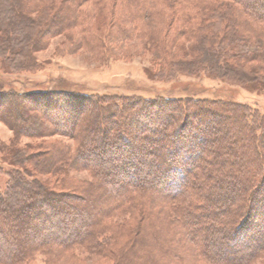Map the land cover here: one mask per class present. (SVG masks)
Wrapping results in <instances>:
<instances>
[{"label": "trees", "instance_id": "trees-1", "mask_svg": "<svg viewBox=\"0 0 264 264\" xmlns=\"http://www.w3.org/2000/svg\"><path fill=\"white\" fill-rule=\"evenodd\" d=\"M43 1L47 2L40 4ZM147 1L0 0V56L8 67L33 66L32 50L87 20L91 9L86 8L112 5L120 17L138 25L150 16ZM167 1L171 14L177 16L164 17L175 28L174 38H181L186 29L197 40L200 54L224 76L225 70L243 75L230 58L264 62L260 27L264 0H253L254 5L245 0L202 3L207 6L206 17L182 11L180 15L173 8L183 1ZM35 12L39 15L32 16ZM175 19L188 27L175 25ZM195 59H172L169 67L185 63L188 67ZM203 71L214 69L208 64ZM179 91L177 97L160 95L157 90L150 95L146 88L132 96H99L55 86L48 91L0 94V119L16 136L13 145L2 148L15 152L13 163L18 166L8 172L6 190L0 189V264H21L37 253L54 260L82 247L89 254L104 252L101 236L114 232L103 227L123 212L141 215L130 227L132 264H182L183 258L190 264V257L203 264H264V131L257 132L264 129V121L257 119L250 129L247 125L243 129L240 118L237 136L227 132L215 138L219 127L212 122L230 119L227 102L218 105L220 101L197 99L187 89ZM239 111L244 117L248 114L243 108ZM11 113L27 116L16 123ZM79 119L86 124L81 129ZM130 128L137 133L131 134ZM211 130L213 134L207 137L201 133ZM53 135L71 139L75 147L69 140L65 145L52 141L47 153L37 155L41 151L33 146H19L24 137ZM27 165L54 175L81 169L90 178L81 185L63 183L65 189H56L37 180ZM116 169L120 175L112 179ZM140 173L146 176L139 178ZM225 183L232 186L227 192L233 195L221 196L219 202L212 199L214 188H223ZM238 187L245 197L236 192ZM160 204L164 211H155ZM172 222L179 231H173ZM223 249L231 253H222Z\"/></svg>", "mask_w": 264, "mask_h": 264}, {"label": "rangeland", "instance_id": "rangeland-1", "mask_svg": "<svg viewBox=\"0 0 264 264\" xmlns=\"http://www.w3.org/2000/svg\"><path fill=\"white\" fill-rule=\"evenodd\" d=\"M144 1L146 3V0ZM182 1V4L177 3L173 8L176 13L180 14V11L185 14L199 13L198 17H206L205 11L207 10L205 9L207 6H203L202 3L214 4L213 0ZM245 1H247L246 4L254 5L253 0ZM46 2L43 1L40 4ZM167 2V0H148L147 8L150 16L139 22L138 25L130 22L128 17H120V14L112 9V5L106 6L103 3L104 5L99 6L100 8L98 6L86 8V10L91 9L90 13L85 15L87 20L83 17L85 20L76 27L53 35L48 39L45 46L43 45L44 47L32 50L33 66L22 69L19 67H8L4 63L3 57L0 56V94H3L6 90L10 92L19 90L26 93L38 90L48 91L55 86H64L65 90L78 89L99 96H132L134 92L146 88L151 91V93L148 92L150 95L153 94L154 90H157L156 93L160 95L177 97L179 90L183 88L189 90L187 92L194 94L197 99L220 101L218 105L227 102L224 106L229 111L228 116H230V119H226L227 121L221 119L222 122L219 120L212 122L215 127H219V132L215 134V138L227 132L232 136H237L238 130L235 128H240L241 126L244 129L247 125L250 129V126L257 119L263 124L264 72L262 69H264V62L262 63L260 60L242 61L241 59L230 58L231 63L243 69V75H240L241 77L236 76L235 73L227 69L228 71L225 70L227 77L224 76L215 63L210 62L203 54H200L199 47L195 45L197 40H194V36L191 37L192 34L189 35L186 29L182 32L181 38H174L175 28L171 29L169 22L167 23L169 20L166 21L164 17L177 16L171 14L172 12ZM37 15H39V12L32 14V16ZM251 20L253 21V19ZM174 22L175 25L179 23L180 26L188 27L187 23L179 22L178 19H175ZM260 27L261 31H264V25ZM179 33L181 34V32ZM218 51H221L220 47L216 48V52ZM172 59H176L174 61H179L180 59L182 61L184 59L195 60H193L191 66L187 67L185 63L176 68L169 67ZM208 64L211 65L214 71H203L205 65ZM11 87L16 89L13 90ZM149 97L151 98V96ZM10 104H14V101L10 102ZM6 107L7 105L1 107V111H6ZM241 108L248 113L245 114V117L239 111ZM26 116L16 117L11 113V120L16 123L21 122V119L25 120ZM240 118L243 119V122L242 120L241 122L239 121ZM18 119L20 120L18 121ZM252 121L253 123L251 124ZM236 122H240V126ZM85 125L84 121L78 120V128L81 129ZM129 130H133L131 132L133 135L136 132V129L130 128ZM261 131H264V129L257 131L259 135ZM209 132L208 134L207 132L201 133L204 137H207L213 134L211 133L212 130ZM246 132L250 133L249 130ZM15 138L13 129L0 119V189L2 191L6 190L10 181L8 172L18 169V166L13 163L15 152L4 149L2 146L13 145ZM68 140L75 147L71 139L63 138L59 135L44 138L24 137L20 139L19 146L27 148L28 145H31L35 151H41L37 154L39 155L50 150L49 146L52 141L65 145ZM136 141L142 142L139 138ZM39 143H43L41 145L42 148L39 147ZM218 148V146H214L215 151H218ZM198 152L201 153V151ZM202 159L203 157L198 159L199 163H203ZM28 167L30 168L27 165L26 168ZM142 168L145 170V167L142 166ZM30 171H32L33 176L37 180L51 184L56 189H65L63 183L81 185L90 178L89 173L81 169H72L63 175H54L45 173V171L41 173L32 168H30ZM113 172L111 174L112 179L120 175L117 169ZM145 176V174L140 173L139 178ZM240 182L243 185V181L240 180ZM231 187L229 183H225L223 188H214L212 199L218 201L217 199L221 196L229 199L233 195V193L228 195L227 192L228 188ZM241 187L243 188V186ZM244 187L246 188L247 185L244 184ZM33 189H37V186H33ZM237 190L236 192H241L240 194L245 197L241 188ZM162 206V204L157 205L154 210L163 212ZM91 210L89 208V211H87L90 212ZM126 213L128 212L116 214L103 227L105 228L104 231H108L111 228L114 232L113 236L109 234L101 236L100 245L102 250H107L108 253L97 251V253L89 254L82 247L73 250V252L66 254L62 258L54 260H48L43 254L37 253L21 264H132L130 262V260H133L132 253L131 251L128 252L132 236L130 227L139 222L141 215H125ZM72 214L76 217L74 213ZM154 221L151 219L150 227L154 226ZM170 224L171 228H176L175 222ZM124 225L127 227H124ZM173 231L177 232L179 228ZM148 239H151L150 234H148ZM153 239H151V242ZM157 242L158 240H155L153 244ZM182 246L183 243L181 244ZM221 252L230 254L231 249H223ZM158 255L162 256L163 253L159 251ZM190 258V264H203L198 258ZM181 263L189 264V261L186 260L185 262L183 258Z\"/></svg>", "mask_w": 264, "mask_h": 264}]
</instances>
